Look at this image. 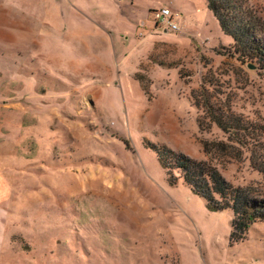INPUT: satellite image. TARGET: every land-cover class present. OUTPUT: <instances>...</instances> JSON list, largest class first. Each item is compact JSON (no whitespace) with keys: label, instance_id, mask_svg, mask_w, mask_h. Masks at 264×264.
Here are the masks:
<instances>
[{"label":"rangeland","instance_id":"obj_1","mask_svg":"<svg viewBox=\"0 0 264 264\" xmlns=\"http://www.w3.org/2000/svg\"><path fill=\"white\" fill-rule=\"evenodd\" d=\"M214 1L255 40L209 0H0V264H264V221L236 240L234 212L160 164L207 162L264 202V0Z\"/></svg>","mask_w":264,"mask_h":264},{"label":"trees","instance_id":"obj_2","mask_svg":"<svg viewBox=\"0 0 264 264\" xmlns=\"http://www.w3.org/2000/svg\"><path fill=\"white\" fill-rule=\"evenodd\" d=\"M209 4L210 10L214 13L222 29L233 39L243 43L244 36H249L255 40L254 33L256 29H251L247 19L244 21L241 17L235 16L234 20L231 17L232 14H223L222 8L217 6L214 0H209ZM234 8L237 7L234 6ZM258 42L256 44L250 43V48L253 49L251 57L264 68V47ZM243 45L246 47L247 44L243 43ZM211 117L219 128L228 134L244 136L246 134L251 135L252 132L254 133L256 131V127L248 125V123L233 114L225 116L224 113L218 116L213 110ZM205 151L208 154L210 149L206 148ZM161 154L160 164L166 169L173 168L181 170L184 174L185 183L193 188L194 193L198 197L208 202L211 212H222L226 210H232L234 212L236 220H234L232 228L233 237L236 240H243L251 225L264 221V202L259 204L260 202L248 199L242 190L230 185L222 177L221 173L207 162H196L187 159L185 156H180L176 153L173 154L167 148ZM163 156H170L175 159L174 164L168 166L162 160ZM258 167V170L263 169L262 171L264 172V163L261 162Z\"/></svg>","mask_w":264,"mask_h":264},{"label":"built area","instance_id":"obj_3","mask_svg":"<svg viewBox=\"0 0 264 264\" xmlns=\"http://www.w3.org/2000/svg\"><path fill=\"white\" fill-rule=\"evenodd\" d=\"M172 14L169 10H162L157 14V21L162 25L168 27L170 30L176 29L175 22L171 19Z\"/></svg>","mask_w":264,"mask_h":264},{"label":"crops","instance_id":"obj_4","mask_svg":"<svg viewBox=\"0 0 264 264\" xmlns=\"http://www.w3.org/2000/svg\"><path fill=\"white\" fill-rule=\"evenodd\" d=\"M6 1L8 2L9 0H6ZM39 1H40V0H39ZM42 6H43V4H42ZM39 10H40V9H39ZM39 10H38V11H39Z\"/></svg>","mask_w":264,"mask_h":264}]
</instances>
